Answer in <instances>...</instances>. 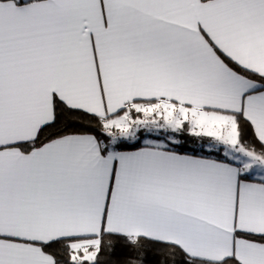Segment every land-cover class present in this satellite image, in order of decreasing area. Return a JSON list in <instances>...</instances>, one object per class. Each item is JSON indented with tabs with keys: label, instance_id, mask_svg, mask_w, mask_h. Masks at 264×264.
I'll use <instances>...</instances> for the list:
<instances>
[{
	"label": "snow or ice",
	"instance_id": "snow-or-ice-1",
	"mask_svg": "<svg viewBox=\"0 0 264 264\" xmlns=\"http://www.w3.org/2000/svg\"><path fill=\"white\" fill-rule=\"evenodd\" d=\"M0 264H264V0H0Z\"/></svg>",
	"mask_w": 264,
	"mask_h": 264
}]
</instances>
